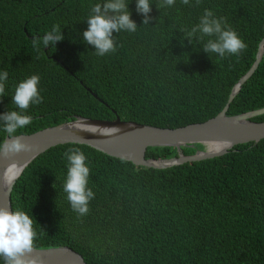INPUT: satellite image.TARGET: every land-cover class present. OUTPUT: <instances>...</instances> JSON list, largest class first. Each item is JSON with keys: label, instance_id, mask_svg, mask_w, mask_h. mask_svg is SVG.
Instances as JSON below:
<instances>
[{"label": "trees", "instance_id": "16d2710c", "mask_svg": "<svg viewBox=\"0 0 264 264\" xmlns=\"http://www.w3.org/2000/svg\"><path fill=\"white\" fill-rule=\"evenodd\" d=\"M135 32L113 33L116 51L101 57L83 40L91 7L103 0H0V71L9 73L0 114L17 110L11 96L22 80L38 75L43 97L26 114L28 135L76 118L135 122L175 129L203 123L226 106L255 61L264 38V0H175L158 9L150 0L149 24L127 0ZM205 9L224 17L247 44L239 55L205 53L189 43ZM59 25L63 40L37 50ZM264 108V51L230 103L227 115ZM264 122V115L251 119ZM7 137L0 124V142ZM80 148L95 196L80 217L67 201L64 153ZM203 145L181 148L183 155ZM178 156L175 148H148L146 159ZM13 211H25L37 233L35 249L68 247L85 264H264V139L226 154L157 170L107 156L89 146L64 144L39 155L16 181ZM0 264L3 260L0 259Z\"/></svg>", "mask_w": 264, "mask_h": 264}, {"label": "clouds", "instance_id": "9594fccd", "mask_svg": "<svg viewBox=\"0 0 264 264\" xmlns=\"http://www.w3.org/2000/svg\"><path fill=\"white\" fill-rule=\"evenodd\" d=\"M181 3L191 6L190 0H181ZM199 3L200 0H196V4ZM151 4L150 0H136V11L144 17L143 25L149 24L153 19L149 16L152 11ZM174 4L175 0H159L156 7L161 9ZM87 24V29L82 33L83 40L92 45L96 55L101 57L116 51L114 32L119 33L122 30L135 32L138 28L131 19L127 0H103V3L95 4L91 7ZM182 32L189 43H193V40L202 42L204 37H209L202 44L203 51L207 54H217L221 58L226 55L239 56L247 48V44L236 31L227 26L225 18L217 17L210 9L204 10L199 22L190 31ZM63 39L60 26L53 25L51 31L42 38H33L32 46L38 50L41 44L44 48L55 46ZM8 76L7 70L0 71V98L5 96ZM39 82L38 75H32L19 82L11 96L12 104L18 111L9 110L0 114V124L7 133V138L0 142V155L8 157L31 150L32 146L23 142L15 133L31 124L32 117L26 114L30 105L43 102L38 89ZM64 156L67 160V174L63 191L71 209L83 217L88 214L89 203L95 196L88 187L90 169L86 164L87 157L78 147L69 148ZM36 236L33 219L25 211H13L7 206H0V259L3 260V264H40L36 257L31 256Z\"/></svg>", "mask_w": 264, "mask_h": 264}, {"label": "water", "instance_id": "95a60500", "mask_svg": "<svg viewBox=\"0 0 264 264\" xmlns=\"http://www.w3.org/2000/svg\"><path fill=\"white\" fill-rule=\"evenodd\" d=\"M263 51L264 38L259 44L253 65L234 86L226 106L203 123L170 129L126 122L118 117L114 120L76 118L32 134L18 135L32 148L8 157L0 155V206L12 209L11 193L25 168L39 155L58 145H85L135 166L163 170L222 156L237 145L258 143L264 139V122H253L251 119L264 115V108L234 116L226 113L241 86L256 71ZM198 144L203 145L205 150L190 156L182 154L181 148ZM161 147L175 148L178 156L161 160L146 159L148 148ZM31 256L36 257L40 264H85L83 258L68 247L34 248Z\"/></svg>", "mask_w": 264, "mask_h": 264}]
</instances>
